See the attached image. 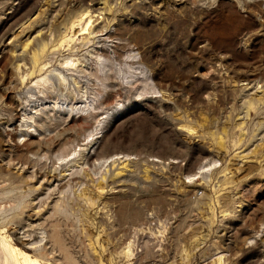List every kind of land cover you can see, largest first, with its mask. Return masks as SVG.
<instances>
[{"label":"rangeland","instance_id":"374dc122","mask_svg":"<svg viewBox=\"0 0 264 264\" xmlns=\"http://www.w3.org/2000/svg\"><path fill=\"white\" fill-rule=\"evenodd\" d=\"M90 5L81 42L57 19ZM2 243L0 264H264V0H0Z\"/></svg>","mask_w":264,"mask_h":264},{"label":"bare ground","instance_id":"6f19581e","mask_svg":"<svg viewBox=\"0 0 264 264\" xmlns=\"http://www.w3.org/2000/svg\"><path fill=\"white\" fill-rule=\"evenodd\" d=\"M89 5V4H88ZM96 5V4H95ZM101 5V4H100ZM100 5L97 7H92V5H90L89 7H84V8H82L80 11H77L76 13H75V15L73 16V18L72 17H66V16H64V15H62V16H60V18L59 19H57L58 21V23H62V25L63 26H68L69 28H74V26L78 23V24H81V27L80 28H78V30H80V32L82 31V33H81V35L83 36L82 38H80L81 39V42H83V40L86 38V39H88L89 38V34L91 33V35H92V32L93 33H95V32H97V31H99V30H103V28H105V24H106V22H105V18L106 17H108V13L106 12V9L104 10V6H102V7H100ZM103 5H104V3H103ZM108 5H109V3H108ZM110 7V6H109ZM49 8V7H48ZM109 10V9H108ZM68 11H69V9H68ZM72 11H74L73 9H72ZM67 12V11H66ZM69 14V13H68ZM71 14V13H70ZM101 14V15H100ZM57 16V15H56ZM68 16V15H67ZM69 16H71V15H69ZM57 17H59V15L57 16ZM76 22V23H75ZM36 25V24H35ZM50 25V24H49ZM105 25V26H104ZM32 26V25H31ZM51 26V25H50ZM104 26V27H103ZM72 28V29H73ZM41 31V30H40ZM46 31L47 30H44L43 31V33H41L42 35H40V34H38L37 36H34V38L32 39L33 40V46H31V44H26L24 47H22L23 48V50H21V52L20 53H18L17 54V56H16V58H21V59H24L25 57H27L26 55H27V53H28V51H30L31 52V56L29 57V63H31L30 64V70H28V75L30 74H34L33 72L36 70V69H38L39 71H40V69H42L43 70V66L46 64V60H45V58H44V50H45V48H46V46H48L47 44H48V39L47 40H45V37H47V34H46ZM55 32H56V30H55ZM78 32V31H77ZM26 33H28V31H26ZM50 33V32H49ZM48 33V34H49ZM52 33H54V31L52 32ZM97 34V33H96ZM54 35V34H53ZM52 35V36H53ZM40 36H43V37H40ZM58 36V35H57ZM59 36H60V34H59ZM52 38V37H51ZM54 38V37H53ZM79 39V38H78ZM64 40H67L66 42H68V40H74V38H73V36H70V37H67V35L65 34V35H62V39L60 40L61 42L62 41H64ZM52 41V40H51ZM51 41H49V43L51 42ZM60 41H59V43H60ZM85 41V40H84ZM81 42H76L75 40H74V44H73V46L72 47H75L74 49H77L78 50V46L80 47L81 46V44L80 45H78L79 43H81ZM86 42V41H85ZM84 42V43H85ZM69 43V42H68ZM50 45V44H49ZM55 45V44H54ZM57 45H59V44H57ZM61 45V44H60ZM69 45V44H68ZM76 45H77V47H76ZM29 47V48H31V50L29 49L28 51H27V49H26V47ZM32 47H33V49H32ZM54 47V46H53ZM58 47V46H57ZM61 47V46H60ZM59 48V47H58ZM73 49V50H74ZM46 51V50H45ZM15 58V59H16ZM26 59V58H25ZM26 61V60H25ZM25 61H23V64L25 63ZM77 61H76V59L75 58H73V57H69L68 59H66L65 61H64V63L66 64V66H71V65H76L77 63H76ZM26 64H27V61H26ZM20 64H18V66H19ZM20 67V66H19ZM27 73H26V75H25V77L27 76ZM24 77V78H25ZM87 105V104H86ZM82 107V105L80 106V108ZM89 107V106H88ZM53 148V147H52ZM114 157V156H113ZM112 157V158H113ZM130 158V157H129ZM128 157L126 158V159H128L127 161H128V163H129V159ZM107 160H109V159H106L105 161H107ZM104 161V162H105ZM127 163V164H128ZM132 163V162H131ZM126 164V165H127ZM129 165V164H128ZM87 167V166H86ZM127 167V166H126ZM130 167V166H129ZM206 167V166H205ZM208 167V166H207ZM206 167V168H207ZM79 168V167H78ZM204 166H201L200 168H198V170L193 174V175H196V174H198V172H202L204 169ZM205 168V169H206ZM81 170H82V167L80 168ZM69 170V169H68ZM78 170V169H77ZM136 171V170H135ZM74 172H76V171H73V174H74ZM78 172V171H77ZM82 172V171H81ZM119 172V171H118ZM117 172V173H118ZM79 173H80V171H79ZM116 173V174H117ZM72 174V176H74ZM83 174V173H82ZM119 174H121V172H119L117 175H116V177L119 175ZM69 175H71V173H69ZM77 175V174H76ZM192 175V176H193ZM201 175V174H200ZM80 176H82V175H80ZM54 177H55V174L54 173H45V178H47L48 180H52V179H54ZM75 177V176H74ZM73 177V178H74ZM194 177V176H193ZM82 178V177H81ZM113 178V177H112ZM115 178V177H114ZM79 179H80V177H79ZM78 179V180H79ZM61 180V179H60ZM81 180V179H80ZM79 180V181H80ZM116 180V179H115ZM115 180L113 179V182L112 183H114L115 182ZM62 181H63V179H62ZM61 181V182H62ZM116 183V182H115ZM62 187V186H61ZM222 213H223V215L224 214H227L228 212L226 211V210H223L222 211ZM225 216V215H224ZM6 226V225H5ZM54 236V235H53ZM52 237V236H51ZM56 237V236H55ZM55 237H53V238H55ZM3 242V241H2ZM4 243V242H3ZM3 243H2V245H3ZM6 244H8V243H6ZM6 244H4L3 245V247L2 248H0V253H4L5 252V255H6V258H7V262L9 261V259H8V256H12L13 257V253L15 252H17L16 251V248L15 247H9V246H7ZM11 246V245H10ZM133 246H132V242L131 241H129V242H127L126 243V245H124L123 246V249H122V252H123V254L124 255H126L125 257H127V258H129V256L130 255H132V248ZM20 252V251H19ZM14 253V254H15ZM43 255V257H47V254L46 253H42ZM20 255L22 256V261H20L19 260V258H17V257H14V264H41L42 262H40V260H38L37 258H31L30 256H28V255H26V253L24 254V252H20ZM34 256V255H33ZM35 257V256H34ZM55 263V262H54ZM214 264H225V258H224V255H218V256H216V258L214 259Z\"/></svg>","mask_w":264,"mask_h":264},{"label":"built area","instance_id":"2783aa9c","mask_svg":"<svg viewBox=\"0 0 264 264\" xmlns=\"http://www.w3.org/2000/svg\"><path fill=\"white\" fill-rule=\"evenodd\" d=\"M201 194V190H195L191 193V197L195 198L196 196H199ZM157 224V217L154 213L149 212L148 215V223H146L145 227H153L154 225Z\"/></svg>","mask_w":264,"mask_h":264}]
</instances>
